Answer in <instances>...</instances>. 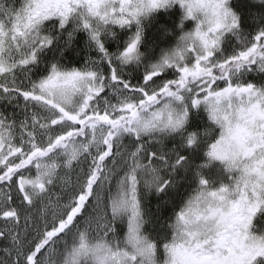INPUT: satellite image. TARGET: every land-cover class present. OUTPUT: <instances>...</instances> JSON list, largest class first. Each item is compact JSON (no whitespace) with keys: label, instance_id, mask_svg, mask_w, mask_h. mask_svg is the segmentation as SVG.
Instances as JSON below:
<instances>
[{"label":"snow or ice","instance_id":"1","mask_svg":"<svg viewBox=\"0 0 264 264\" xmlns=\"http://www.w3.org/2000/svg\"><path fill=\"white\" fill-rule=\"evenodd\" d=\"M249 16L0 0V264H264V0Z\"/></svg>","mask_w":264,"mask_h":264},{"label":"trees","instance_id":"2","mask_svg":"<svg viewBox=\"0 0 264 264\" xmlns=\"http://www.w3.org/2000/svg\"><path fill=\"white\" fill-rule=\"evenodd\" d=\"M253 4H256L257 7H252ZM232 5L236 11L241 13L245 20L250 24L252 23L251 17L249 16V13H255L258 11V5H259V0H232ZM178 20V14L177 15H158L156 17V20L149 25L146 35L150 39H156L158 38V33L157 29L159 28L160 25H166L169 29L173 27V22ZM162 35V34H160ZM83 34H77V40H82ZM163 46V45H162ZM69 56H74L75 53L72 52L71 49L68 50ZM82 58V57H81ZM158 203L156 195L149 194L147 198V204L151 208L152 211H155L156 206ZM167 214V213H165Z\"/></svg>","mask_w":264,"mask_h":264},{"label":"rangeland","instance_id":"3","mask_svg":"<svg viewBox=\"0 0 264 264\" xmlns=\"http://www.w3.org/2000/svg\"><path fill=\"white\" fill-rule=\"evenodd\" d=\"M8 110H9V111H11L12 109H11V108H9ZM154 208H156V206H154Z\"/></svg>","mask_w":264,"mask_h":264}]
</instances>
